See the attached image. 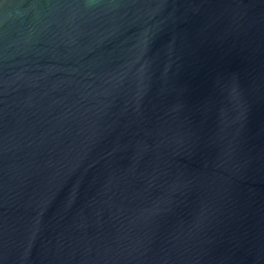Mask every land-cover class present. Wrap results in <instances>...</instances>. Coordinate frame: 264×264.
Listing matches in <instances>:
<instances>
[{"label":"water","instance_id":"1","mask_svg":"<svg viewBox=\"0 0 264 264\" xmlns=\"http://www.w3.org/2000/svg\"><path fill=\"white\" fill-rule=\"evenodd\" d=\"M0 264H264V0H0Z\"/></svg>","mask_w":264,"mask_h":264}]
</instances>
